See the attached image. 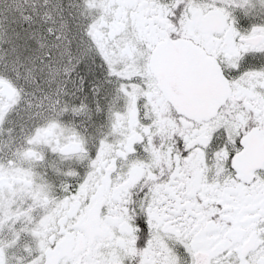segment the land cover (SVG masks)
Instances as JSON below:
<instances>
[{
  "label": "snow or ice",
  "instance_id": "snow-or-ice-1",
  "mask_svg": "<svg viewBox=\"0 0 264 264\" xmlns=\"http://www.w3.org/2000/svg\"><path fill=\"white\" fill-rule=\"evenodd\" d=\"M0 264H264V0H0Z\"/></svg>",
  "mask_w": 264,
  "mask_h": 264
}]
</instances>
